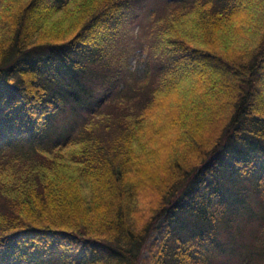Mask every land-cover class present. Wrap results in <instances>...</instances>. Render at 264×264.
I'll use <instances>...</instances> for the list:
<instances>
[{"label": "trees", "instance_id": "trees-1", "mask_svg": "<svg viewBox=\"0 0 264 264\" xmlns=\"http://www.w3.org/2000/svg\"><path fill=\"white\" fill-rule=\"evenodd\" d=\"M262 93L264 0H0V264H264Z\"/></svg>", "mask_w": 264, "mask_h": 264}, {"label": "rangeland", "instance_id": "rangeland-1", "mask_svg": "<svg viewBox=\"0 0 264 264\" xmlns=\"http://www.w3.org/2000/svg\"><path fill=\"white\" fill-rule=\"evenodd\" d=\"M36 12V11H35ZM54 19L53 21H55ZM131 23L127 22L124 27L114 37L113 50L116 56H122L124 60L125 69H134L139 66L143 58V43L148 37V33L140 34L142 31L137 26H130ZM148 30L150 29L149 26ZM263 93L258 96L262 98ZM264 98V95H263ZM258 102V100H256ZM259 103V102H258Z\"/></svg>", "mask_w": 264, "mask_h": 264}, {"label": "bare ground", "instance_id": "bare-ground-1", "mask_svg": "<svg viewBox=\"0 0 264 264\" xmlns=\"http://www.w3.org/2000/svg\"><path fill=\"white\" fill-rule=\"evenodd\" d=\"M250 89H251V88H250ZM253 89H254V88H253ZM263 109H264V108H263ZM263 109H262V110H263ZM263 111H264V110H263ZM261 113H262V112H261Z\"/></svg>", "mask_w": 264, "mask_h": 264}]
</instances>
